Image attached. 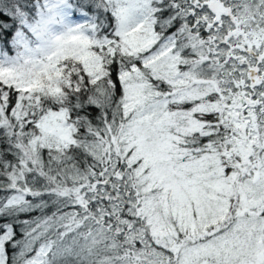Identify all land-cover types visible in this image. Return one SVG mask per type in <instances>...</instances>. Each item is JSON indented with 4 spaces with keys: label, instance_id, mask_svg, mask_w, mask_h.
<instances>
[{
    "label": "snow or ice",
    "instance_id": "snow-or-ice-1",
    "mask_svg": "<svg viewBox=\"0 0 264 264\" xmlns=\"http://www.w3.org/2000/svg\"><path fill=\"white\" fill-rule=\"evenodd\" d=\"M0 264H264V0H0Z\"/></svg>",
    "mask_w": 264,
    "mask_h": 264
}]
</instances>
